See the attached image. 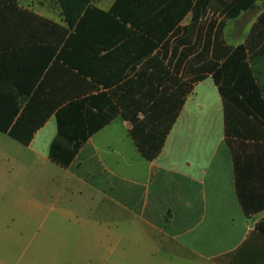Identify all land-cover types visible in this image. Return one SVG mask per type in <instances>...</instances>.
I'll return each instance as SVG.
<instances>
[{
  "label": "crops",
  "instance_id": "obj_1",
  "mask_svg": "<svg viewBox=\"0 0 264 264\" xmlns=\"http://www.w3.org/2000/svg\"><path fill=\"white\" fill-rule=\"evenodd\" d=\"M114 1L92 0L76 33L59 0H0V155L31 151L59 186L51 201L21 197L22 211L0 215L1 263L264 264V117L235 108L226 127L199 68L219 26L226 44L248 43L264 100V0H127L99 12ZM120 13L149 33L124 34L134 25ZM141 119L150 131L170 123L150 159L130 133ZM58 123L73 137L93 130L66 166L49 157Z\"/></svg>",
  "mask_w": 264,
  "mask_h": 264
},
{
  "label": "trees",
  "instance_id": "obj_2",
  "mask_svg": "<svg viewBox=\"0 0 264 264\" xmlns=\"http://www.w3.org/2000/svg\"><path fill=\"white\" fill-rule=\"evenodd\" d=\"M125 1L127 0H115L108 13L99 12L105 15H117V4ZM59 2L65 22L69 27L75 26L76 33H78L77 29L81 27L84 20L83 16L91 6L92 0H59ZM147 11V8L145 10L139 9V11H137L138 16L141 17V19H145ZM116 21H119L123 26H125L124 23L126 22L134 25H130L129 27L125 26L124 34L138 32V34L149 33L147 26L143 24L137 25L133 22L131 17L123 16L121 13L118 14ZM136 30H138V32H136ZM219 30L220 27L218 26L215 30L212 43L205 42L201 47L199 66L200 79L204 76V73L211 72L212 79L222 96L226 127L229 114L232 113L235 108L245 116H251L254 119H259L261 116L264 117L262 111L264 100L260 96V92L252 77L251 69L246 59L248 43L245 42L236 46H230L220 38ZM209 47L211 48L209 49ZM154 126L156 130L150 131L149 124L141 119L138 122H133L130 129V133L141 154L148 159L154 157L158 153L170 127V123H160ZM73 129L74 127L72 124L58 123V137L51 143L49 157L51 161L60 166H66L71 161L74 151H76L86 136L93 131L89 129L83 132L81 137H73ZM68 131L71 132L72 136H69ZM21 141L23 143L28 142L27 139ZM72 141V146L67 148L66 146ZM67 149H69V151H66Z\"/></svg>",
  "mask_w": 264,
  "mask_h": 264
},
{
  "label": "rangeland",
  "instance_id": "obj_3",
  "mask_svg": "<svg viewBox=\"0 0 264 264\" xmlns=\"http://www.w3.org/2000/svg\"><path fill=\"white\" fill-rule=\"evenodd\" d=\"M7 156L0 155V165H2V169L0 170V215L3 212L11 210L13 213L20 212L26 207V203L19 202V198H33V197H49L51 201L52 195L59 189V186L53 184V182L46 183L44 181L45 175H47L50 171H40L41 165H43L44 160L32 155L31 151H27L26 154H23L22 157L19 156H8L10 162H7L5 159ZM7 180L6 186H4V180ZM64 194H67L66 191ZM11 196L14 200L12 204L9 201H6V198ZM74 193V204L71 207L74 210H81V207L84 204L77 202L75 199ZM32 204H29V208H32ZM111 210V208H110ZM128 226H130L128 224ZM15 231V229L13 228ZM131 229H129V232ZM126 228L125 230V242L129 243L131 240L132 234H130ZM14 240H19L18 236L13 235ZM21 238V236H20ZM160 248V247H159ZM161 249V248H160ZM4 253V252H2ZM15 253V252H14ZM159 254V251H157ZM160 253L164 255V252L161 250ZM172 253L177 254L174 250ZM1 256V252H0ZM168 258V255H167ZM132 259V252L128 251L125 254V260ZM17 260L16 256H12L10 262H6L5 264H14ZM173 264H178V259H171ZM0 264L1 260H0ZM21 264V263H18ZM126 264H130L126 262Z\"/></svg>",
  "mask_w": 264,
  "mask_h": 264
}]
</instances>
